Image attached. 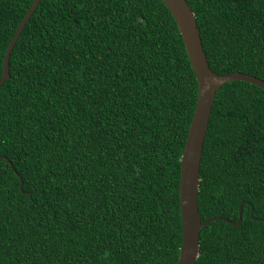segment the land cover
<instances>
[{
    "label": "trees",
    "instance_id": "1",
    "mask_svg": "<svg viewBox=\"0 0 264 264\" xmlns=\"http://www.w3.org/2000/svg\"><path fill=\"white\" fill-rule=\"evenodd\" d=\"M33 1L0 0V78ZM187 2L211 69L264 80V0ZM10 75L0 87V264H178L198 82L169 8L41 0ZM242 203L241 226L201 230L196 264H264V89L238 80L212 109L202 221L237 222Z\"/></svg>",
    "mask_w": 264,
    "mask_h": 264
},
{
    "label": "water",
    "instance_id": "2",
    "mask_svg": "<svg viewBox=\"0 0 264 264\" xmlns=\"http://www.w3.org/2000/svg\"><path fill=\"white\" fill-rule=\"evenodd\" d=\"M41 0H34L28 12L11 39L4 59L3 75L0 87L10 78V58L24 27L31 18ZM170 10L184 41L187 55L198 82V99L192 122L188 131L184 152L181 158V179L179 186L180 211L182 219L183 240L178 264H196L199 257L201 230L218 220L226 221L236 227L242 224V206L239 207L237 222L222 217L202 221L199 210L200 166L204 143L209 129L210 117L217 91L226 83L244 81L264 89V80L250 74L233 72L217 74L211 69L203 47L200 28L195 13L187 0H161ZM5 158V157H3ZM19 175V174H18ZM21 179V178H20ZM23 183H21V189ZM253 213V208L251 214Z\"/></svg>",
    "mask_w": 264,
    "mask_h": 264
}]
</instances>
